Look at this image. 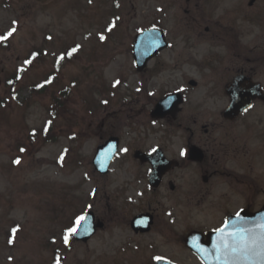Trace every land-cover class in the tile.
Listing matches in <instances>:
<instances>
[{"label": "flooded vegetation", "instance_id": "obj_1", "mask_svg": "<svg viewBox=\"0 0 264 264\" xmlns=\"http://www.w3.org/2000/svg\"><path fill=\"white\" fill-rule=\"evenodd\" d=\"M231 10L225 23L205 27L224 50L200 64L169 53L166 28L146 27L164 30L167 46L137 70L147 88L96 124L93 205L83 214H91L93 233L68 244L63 237V256L80 246L92 264H259L218 258L217 230L225 223V236L234 222L264 225V0H239ZM239 13L259 23L256 34L243 31ZM185 65L206 71L203 92L187 106L201 83H179ZM152 83L165 92L148 94Z\"/></svg>", "mask_w": 264, "mask_h": 264}, {"label": "rangeland", "instance_id": "obj_2", "mask_svg": "<svg viewBox=\"0 0 264 264\" xmlns=\"http://www.w3.org/2000/svg\"><path fill=\"white\" fill-rule=\"evenodd\" d=\"M238 2L0 0V35L16 29L0 42V264L93 263L80 246L63 256L62 239L93 205L96 124L147 88L132 57L135 35L160 25L172 42L169 53L200 64L211 51L224 50L205 27L225 23ZM239 16L243 31L256 34L259 23ZM205 74L199 65L179 73V83H201L184 106L203 92ZM158 87L152 83L148 94L161 96Z\"/></svg>", "mask_w": 264, "mask_h": 264}, {"label": "snow or ice", "instance_id": "obj_3", "mask_svg": "<svg viewBox=\"0 0 264 264\" xmlns=\"http://www.w3.org/2000/svg\"><path fill=\"white\" fill-rule=\"evenodd\" d=\"M16 29L12 28L7 35H0V42L7 41L15 33ZM111 31V29H109ZM101 39H104L101 36ZM78 49L74 48L70 52L66 53L68 57L72 56ZM65 56H61L60 59L63 60ZM25 63L31 64L32 61L28 60ZM120 82L117 81L116 84ZM105 103H107L105 101ZM23 151V149H22ZM127 151V149H123ZM183 154V153H182ZM15 163L19 164L20 160H16ZM237 216L240 221H243L244 218L237 213ZM87 223V216L81 215L76 218L75 224L73 227L69 228L64 235V243L68 244L70 239L74 235H78L81 228L84 224ZM230 225L225 223L224 228L218 229L220 233L219 244L217 246L220 256L218 258L224 259L226 262L230 260L242 259L246 261H256L264 260V225H260L259 229L256 228H241L237 223H233L231 226L235 229L232 232H229L225 236V230ZM17 229H13V235H15ZM12 242V241H10ZM157 260L163 258L157 257ZM56 264H60V261L57 260Z\"/></svg>", "mask_w": 264, "mask_h": 264}, {"label": "water", "instance_id": "obj_4", "mask_svg": "<svg viewBox=\"0 0 264 264\" xmlns=\"http://www.w3.org/2000/svg\"><path fill=\"white\" fill-rule=\"evenodd\" d=\"M167 46L165 40V32L164 30L156 27H152L149 29H144L140 31L133 43V56L135 59L136 67L140 71L142 70L147 61L154 57L159 51ZM169 98L161 101L155 110V113L159 112L164 108L165 102H168ZM111 144V140H109L106 146ZM97 159V158H96ZM95 161V160H94ZM110 162V161H109ZM87 223L84 224L83 228L80 229L79 234L76 235L77 238H84L85 236H90L93 233V224L91 214H87ZM259 264H264V260H258Z\"/></svg>", "mask_w": 264, "mask_h": 264}, {"label": "trees", "instance_id": "obj_5", "mask_svg": "<svg viewBox=\"0 0 264 264\" xmlns=\"http://www.w3.org/2000/svg\"><path fill=\"white\" fill-rule=\"evenodd\" d=\"M44 82H48V84H49V82H50V78H47L46 80H44ZM47 87H48L47 84H45L44 86H42V89H40L39 91H40V92H43V91L46 90ZM55 99H56V98L54 97V100H55Z\"/></svg>", "mask_w": 264, "mask_h": 264}]
</instances>
